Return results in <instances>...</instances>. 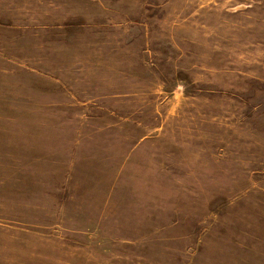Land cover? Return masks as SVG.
Segmentation results:
<instances>
[{
  "label": "rangeland",
  "instance_id": "rangeland-1",
  "mask_svg": "<svg viewBox=\"0 0 264 264\" xmlns=\"http://www.w3.org/2000/svg\"><path fill=\"white\" fill-rule=\"evenodd\" d=\"M0 264H264V0H0Z\"/></svg>",
  "mask_w": 264,
  "mask_h": 264
},
{
  "label": "crops",
  "instance_id": "crops-1",
  "mask_svg": "<svg viewBox=\"0 0 264 264\" xmlns=\"http://www.w3.org/2000/svg\"><path fill=\"white\" fill-rule=\"evenodd\" d=\"M45 78H46L45 81L43 79L44 82L41 81L42 83L41 85H33V88H31V90H33V92H35L37 95L39 94L40 96H42V101H39L38 99H33L31 98L32 96L30 95L28 96L29 98L26 99L29 105L37 106L38 109H40L41 106H47V110H50L51 107L53 106H59V107L67 106L68 100H71L72 95L71 96L65 95L61 80L59 78L53 77L52 75H47ZM64 88H65V85H64ZM68 119L69 121H73L78 124V128L75 132L76 139H74V141L73 140L70 141L69 142L70 146L66 148V150L69 151L70 157H71L69 166L74 167V166H77L79 162V156H80V153L82 152V148L85 144V140L87 139V137L94 138L98 134V132L100 133V131H98V128H97L95 130H91V132L88 134L84 131L87 129L86 126L89 125V123L80 122V121L78 122V120H76L77 118H75L72 115L68 116ZM103 129L104 130H101V129L100 130L104 133H109L110 131H113V129H111L108 126L104 127ZM55 131L59 132L60 134H63L64 136L68 135V133L64 131H59V130H55ZM63 148L65 149V147ZM64 149L60 151H64ZM56 156L57 154L55 153L52 154V158ZM129 157H130L129 154H127L125 157V160L123 161V164L124 162L125 163L128 162ZM57 182H61V180L59 179L57 180Z\"/></svg>",
  "mask_w": 264,
  "mask_h": 264
}]
</instances>
